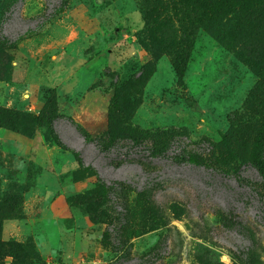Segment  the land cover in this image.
Segmentation results:
<instances>
[{
	"label": "rangeland",
	"instance_id": "374dc122",
	"mask_svg": "<svg viewBox=\"0 0 264 264\" xmlns=\"http://www.w3.org/2000/svg\"><path fill=\"white\" fill-rule=\"evenodd\" d=\"M210 3L179 77L172 10L0 0V264H264V0Z\"/></svg>",
	"mask_w": 264,
	"mask_h": 264
},
{
	"label": "trees",
	"instance_id": "16d2710c",
	"mask_svg": "<svg viewBox=\"0 0 264 264\" xmlns=\"http://www.w3.org/2000/svg\"><path fill=\"white\" fill-rule=\"evenodd\" d=\"M146 1H149L150 3L154 4L155 10H158L160 8L162 9L166 8L168 10H172L173 15L176 16L180 35L176 42L177 47H176L175 57L177 58V63L175 64V68L177 71V75L181 77L183 75L184 68H185L186 54L188 50L190 49V46L192 43L191 40L193 37L192 35H193L194 24H196L199 21L200 16L201 18H203V17H206V14L214 13L213 4L212 3L209 4L210 6L209 10L207 6L205 5V8L202 10V12H199V5H200L201 0H146ZM164 18L167 19V17H164ZM2 47L4 49H14L16 47V42H4ZM45 123L48 125L50 124L49 125L50 130L53 134V138L55 139V142L59 146L65 147V145L60 141L57 133L53 129L51 119H49ZM99 143L103 149H108L109 147L115 144V141L107 137V140L105 142L100 139ZM166 151L167 149H163V150H160V153H164ZM263 153H264V128H262L257 133L255 140L253 142L251 151H250V155H249L250 164L257 170V172L260 174V176L264 180ZM185 159H188L191 162H196V160L193 157H190L189 155H186ZM77 160L81 164L80 157H77ZM101 188H102V194L104 198H107L109 193L113 191L112 187H108L103 183H101ZM123 189L124 188L120 186L117 192L119 194V197L123 201L122 202L123 206L126 208V201L124 197H122L121 195L122 192L124 191ZM117 232L119 231L117 230Z\"/></svg>",
	"mask_w": 264,
	"mask_h": 264
}]
</instances>
